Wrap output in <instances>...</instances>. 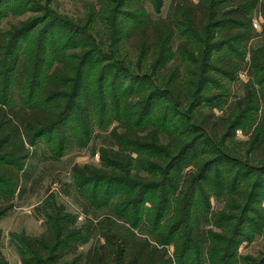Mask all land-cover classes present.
Segmentation results:
<instances>
[{"label": "rangeland", "instance_id": "obj_1", "mask_svg": "<svg viewBox=\"0 0 264 264\" xmlns=\"http://www.w3.org/2000/svg\"><path fill=\"white\" fill-rule=\"evenodd\" d=\"M155 1L0 0L6 58L42 53L34 100L65 55L85 85L62 133L30 147L23 190L0 188V264H23L18 245L47 237L57 217L70 228L57 262L43 264H89L107 236L165 249L174 264H264V0L249 10L251 26L216 28L213 45L225 33L233 46H204L211 61L176 14L199 0ZM147 17L174 26L162 61L154 26L129 32ZM193 18L202 30V7ZM182 46L197 48L196 62ZM11 91L20 107L18 82Z\"/></svg>", "mask_w": 264, "mask_h": 264}, {"label": "trees", "instance_id": "obj_2", "mask_svg": "<svg viewBox=\"0 0 264 264\" xmlns=\"http://www.w3.org/2000/svg\"><path fill=\"white\" fill-rule=\"evenodd\" d=\"M127 1V0H126ZM231 4L232 0H199V3L185 6L179 5L176 14L181 18V22L186 26L187 30L192 31L196 41L194 45H199V53L203 51L204 46L206 48L209 45L215 44V31L216 28H227V26H245L250 25V21L247 22V14L254 3L259 0H240L234 2L237 8L234 11L223 12L220 10L222 2ZM156 8L161 9L163 3L162 0L155 1ZM202 7L205 14V24L202 30L196 27L193 11L194 8ZM251 20V19H249ZM143 26L131 28L129 31L132 33L136 29L141 30L144 34L146 28L154 26L158 32L157 41L154 43L155 56L157 60H164L169 56L171 49L162 47L161 45L169 42L171 35L173 34L174 26L170 21L157 23L153 25L152 21L147 17L141 19ZM178 24L175 20V26ZM226 30V29H223ZM229 34L223 33L222 42L213 45L214 49H218L219 46H233L232 37ZM7 36L0 32V188L5 190V196H15L16 193L23 190L24 174L26 172L25 166L30 158V147L35 146L36 142L45 135H50L55 132H61L71 118L72 107L71 96H75V91L79 89L77 95L84 91V81L80 76V82H75V76L73 74L76 71V67L73 66L74 59L65 55L60 59L61 63H67L62 68L56 67L47 77L44 87L40 93V101L34 100L33 87L39 85L40 74L42 73V53L36 55L35 60L31 58V54L25 59H22L20 53H14L12 58L7 59ZM66 46V45H64ZM42 46V51L45 49ZM184 52L191 60L196 62L194 58L197 48H191L189 52L183 46ZM212 49V47H211ZM205 53V59L211 61V52L209 50L203 51ZM41 57V61H39ZM171 58V57H170ZM72 61V62H71ZM199 63H197L198 66ZM210 64V63H208ZM207 65V64H205ZM20 73L16 77L14 75L17 70ZM175 75V74H174ZM4 77V82L1 78ZM176 77V76H175ZM20 85L22 89V105L15 107L12 99V86L14 84ZM69 84V85H67ZM85 98L88 104L92 103V95L85 89ZM27 93V95H25ZM73 93V94H72ZM179 93V92H177ZM69 100V101H68ZM75 121L76 118H75ZM70 126H72L70 124ZM86 126L88 125V114L86 115ZM63 217H57L53 220L52 225L49 228L48 236L33 239L32 241H21L20 256L23 264H43L45 262L56 263L57 252L59 247L64 244L63 234L69 226L62 227L61 219ZM73 233L68 234V239ZM1 238V230H0ZM77 241H71L75 244L70 252L77 254L76 244L81 242L78 239L83 238L81 234L77 237ZM79 239V240H80ZM106 244L101 247L100 250L94 253L93 257L87 258L89 264H116V260L120 259V264L125 262L123 255L125 250L127 252L128 264H174L171 259L167 258V252L165 249H159L153 247L149 243L135 242L138 240H119L115 241L113 238L107 236ZM133 241V242H132ZM66 242V241H65ZM70 242V241H69ZM76 242V243H75ZM120 242V244H118ZM195 242V241H189ZM109 244V245H107ZM111 246V247H110ZM108 250V254L106 249ZM105 250V253L103 251ZM107 255H113L114 258H107ZM61 256V255H60ZM112 257V256H111ZM82 261L80 257L75 258L72 264H79Z\"/></svg>", "mask_w": 264, "mask_h": 264}]
</instances>
